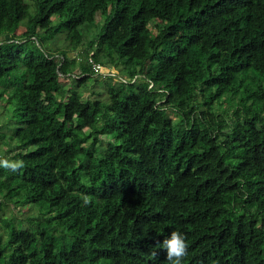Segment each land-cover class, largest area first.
<instances>
[{
	"label": "trees",
	"instance_id": "16d2710c",
	"mask_svg": "<svg viewBox=\"0 0 264 264\" xmlns=\"http://www.w3.org/2000/svg\"><path fill=\"white\" fill-rule=\"evenodd\" d=\"M0 109V264H264V0H0Z\"/></svg>",
	"mask_w": 264,
	"mask_h": 264
},
{
	"label": "rangeland",
	"instance_id": "374dc122",
	"mask_svg": "<svg viewBox=\"0 0 264 264\" xmlns=\"http://www.w3.org/2000/svg\"><path fill=\"white\" fill-rule=\"evenodd\" d=\"M97 23H101L102 24V19L100 17H98L96 19V21L92 20V19H89L88 20V24L92 27L95 28V26L97 25ZM27 27H21L18 31V35H20L21 33H23L25 31ZM152 28V27H151ZM153 31H154V34L157 33V31L154 30V28H152ZM88 40V36H85L83 41L81 43H79V46H78V51L81 52L84 50L85 46L84 44L86 43V41ZM49 50L53 53H59L61 51H64L66 52L69 56L74 57L76 56V54H78L77 51H74L73 47H72V44L66 39V35L65 33H59V35H57L53 41L49 44ZM111 72L113 73H116V70H112L111 69ZM107 73V70L106 72ZM106 75V74H104ZM97 81L98 82H94L93 79H90L86 84L88 85V88L87 89H84L83 90V93H84V96L83 98L84 99H94V100H101L103 102H108V93H107V90L110 88V87H113L115 85L116 82H114L113 80H108L106 81L107 79L105 78V76H97ZM69 80L68 79H65L63 81V84H66L69 86ZM92 92H95V93H100V96L97 97V95H92ZM227 103V101H226ZM6 116H7V111H5L4 109H0V133H3L5 135V138L4 140H2V143L4 144V146H7L8 143H9V140L11 138V135L10 134H7L4 130V128H2V126H4V124L6 123ZM34 210L33 211H29L28 208L25 206V207H21L20 209H15L13 208L12 205H9L7 208H5V216L7 215L8 217L11 216L12 214H17L18 217L20 219H25V217L31 213L34 214Z\"/></svg>",
	"mask_w": 264,
	"mask_h": 264
},
{
	"label": "clouds",
	"instance_id": "9594fccd",
	"mask_svg": "<svg viewBox=\"0 0 264 264\" xmlns=\"http://www.w3.org/2000/svg\"><path fill=\"white\" fill-rule=\"evenodd\" d=\"M103 68L111 72V69ZM98 76H105L106 79L110 78V80H113L114 82H118L119 80L125 82V80L118 77L116 73L114 78L104 75V73L99 74ZM23 166V161L9 162L8 160H0V167L10 169L12 172H15ZM83 201L84 204L87 205L90 202V197L84 196ZM160 247L166 250L167 262H169V264H182V261L187 255L188 244L186 242V237L179 231H172L170 236L166 237L163 242L160 243ZM152 255L156 257L157 253L154 252Z\"/></svg>",
	"mask_w": 264,
	"mask_h": 264
},
{
	"label": "built area",
	"instance_id": "2783aa9c",
	"mask_svg": "<svg viewBox=\"0 0 264 264\" xmlns=\"http://www.w3.org/2000/svg\"><path fill=\"white\" fill-rule=\"evenodd\" d=\"M91 62H92V64H93V71H94L95 74H98V75H99V74L104 73V74H106V75L109 76V77H112V78L115 77V73L110 72V71H107V73H105L106 70L103 68L102 65H100V64H98V63H95V62H93V61H91Z\"/></svg>",
	"mask_w": 264,
	"mask_h": 264
}]
</instances>
